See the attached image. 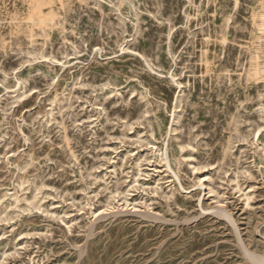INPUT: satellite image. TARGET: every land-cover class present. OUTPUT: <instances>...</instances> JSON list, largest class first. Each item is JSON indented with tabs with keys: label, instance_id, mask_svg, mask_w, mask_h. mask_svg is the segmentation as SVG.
<instances>
[{
	"label": "rangeland",
	"instance_id": "374dc122",
	"mask_svg": "<svg viewBox=\"0 0 264 264\" xmlns=\"http://www.w3.org/2000/svg\"><path fill=\"white\" fill-rule=\"evenodd\" d=\"M250 255L264 0H0V264Z\"/></svg>",
	"mask_w": 264,
	"mask_h": 264
},
{
	"label": "bare ground",
	"instance_id": "6f19581e",
	"mask_svg": "<svg viewBox=\"0 0 264 264\" xmlns=\"http://www.w3.org/2000/svg\"><path fill=\"white\" fill-rule=\"evenodd\" d=\"M250 257H254L253 260H257L259 262V264H264V257H257V256H251V255H250Z\"/></svg>",
	"mask_w": 264,
	"mask_h": 264
}]
</instances>
